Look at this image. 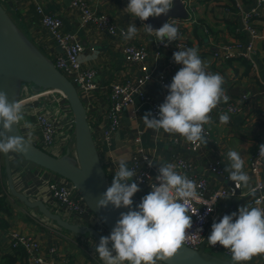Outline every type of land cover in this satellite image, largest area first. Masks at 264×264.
<instances>
[{
	"label": "crops",
	"instance_id": "1",
	"mask_svg": "<svg viewBox=\"0 0 264 264\" xmlns=\"http://www.w3.org/2000/svg\"><path fill=\"white\" fill-rule=\"evenodd\" d=\"M0 1L10 13L14 14L21 30L50 59L60 53V50L53 35L42 27L35 2L40 3L46 13L61 18L63 31L73 34L82 43L84 47L82 57H95L83 61L84 67L97 71L96 82L100 87L94 95L97 99L88 107V116L97 151L110 185L121 160H124L128 168L131 169L132 158L136 152L133 136L137 131L142 138V147L153 157L155 170L158 171V166L165 163L175 164V160L183 159L192 164L194 170L188 172L176 169L177 172L187 175V177L192 174L196 177L204 176L215 188H231L229 174L225 171L229 164L227 154L230 150L237 151L244 160V171L250 177L247 187L241 185V192L247 195L251 193L257 183V177L250 169V160L254 155L257 143L264 136V9H260V16L256 21L260 34L256 43V68L245 75L246 67L243 65L242 58L231 59L225 63L216 59L214 53L227 44L248 42L249 35L244 30L243 16L257 6L258 0H189L191 3L187 9L189 10V19L177 20L184 23L177 26L178 39L185 40L188 48L198 49V54L205 62L207 71L219 73L224 78L223 88L229 97L226 103L222 101L211 113L213 123L205 125L210 136L204 134L208 144H201L198 150L192 149L190 143L178 135H169L163 130L157 133L148 129L142 118L146 113H152L151 107L142 103L137 97L135 106L138 115L134 124L125 119L123 128L114 134L111 141L103 142L100 113L103 112L105 104L109 101L111 85L118 81L134 80L140 75L136 66L125 64L123 47L131 42L154 50L158 42L155 34L149 35L142 29L144 24L139 19L135 20V25L141 30L133 39L125 40L101 32L94 24H85L79 11L72 7L70 0L69 3L65 0ZM87 1L96 11L108 15L119 28L127 30L129 24L134 22L135 18L130 17L124 11L128 0ZM152 67L164 70L160 66L157 67L155 63L152 64ZM181 67L182 65L176 67L173 72L174 76ZM146 92L156 99L160 98V90L156 83L148 85ZM231 103L239 104L242 107V113L229 115V122L221 124L219 116L226 105ZM216 160L223 167L224 176L215 175L209 171V163ZM13 165L14 170L16 167H22L28 174V177L21 182L24 186H21L19 190L33 200L45 202L49 197L46 181L50 178L51 173L37 166L29 165L23 160L13 162ZM3 181L4 177L0 171V182L3 183ZM31 182L33 183L31 184ZM139 187L141 190L133 197L134 207L151 191L149 187ZM243 194L240 199L244 197ZM0 195L4 196L5 194L1 193ZM2 199L3 197L0 196V202L4 207L3 210H0V264H6L5 262L28 264L27 257L23 256L21 251H15L11 247L10 235L13 232H19L38 240L42 255L54 264H102L96 254L84 248L77 235L65 231L54 233L51 230L53 223L41 219L36 213L37 210L28 209L10 195L6 199ZM234 199L235 197L221 203L217 211L216 222L226 214L231 215L233 212H238L241 206H247V203H244L230 212ZM229 260L232 261L231 257ZM247 264H264V254L254 256Z\"/></svg>",
	"mask_w": 264,
	"mask_h": 264
},
{
	"label": "built area",
	"instance_id": "2",
	"mask_svg": "<svg viewBox=\"0 0 264 264\" xmlns=\"http://www.w3.org/2000/svg\"><path fill=\"white\" fill-rule=\"evenodd\" d=\"M70 1L72 7L79 11L85 24H94L101 32L109 36L125 39L122 30L125 32L126 30L114 24L108 15L96 11L87 0ZM35 6L40 16L42 27L53 35L57 47L61 50L51 60L55 67L74 84L88 114V107L97 99L94 95L100 89L96 82L97 71L84 67V63L80 59L84 47L73 34L63 31L64 27L61 18L46 13L40 3L35 2ZM260 9H264V0H258L257 6L243 16L244 30L249 35L248 42H234L224 45L222 49H218L214 53L216 59L226 63V61L231 59L242 58L249 61L253 68L257 67L256 43L260 38V34L256 21L260 16ZM171 22L176 26L184 24L177 20H172ZM186 48H188L187 42L178 38L176 41L168 44L167 47L157 42L154 50L131 42L125 44L123 47L125 64L136 66L140 71V75L134 80L118 81L111 85L109 89V101L105 104L103 112L100 113V128L103 142L111 141L114 134L123 128L125 119L134 124L138 115L135 106L136 97L142 103L150 105L153 117H159V106L164 103L166 96L169 94L166 86L171 84L174 77L173 72L178 66L174 62L173 54ZM153 63L164 70L161 71L156 67H152ZM154 83L157 84L160 90L159 99L146 92L148 85ZM19 102L21 103L25 117V120L21 121L19 127L26 139H28L27 133L30 131L32 133L30 142L50 155L60 158L69 151L70 155L76 157L74 115L67 99L61 93L52 89L35 90L31 85L24 84ZM223 113H226L228 116L238 115L242 113V107L239 104L231 103L226 105L221 114ZM25 121L31 125V128L24 126ZM204 134L210 136V133L206 129ZM133 142L136 145V152L132 158L131 170L136 173L135 182L139 186L151 189V182H155V178L159 174L154 169L153 157L142 147V138L137 131L133 136ZM261 144H264V136L257 143L254 155L250 160V169L257 177V183L250 193L253 196L246 202L249 208L257 206L255 203L257 199L261 201L258 206L264 208V158L259 157V145ZM190 145L194 150H198L201 147V144L198 146ZM18 155L14 153L11 155L14 162L23 160ZM149 160L153 163L152 166H149ZM174 162L175 168L178 170L188 172L194 170L193 165L183 159H177ZM208 169L212 174L225 175L223 167L217 160L209 163ZM13 177L17 188L20 189L21 186H24L21 183L22 180L27 178L28 174L24 168L16 167L13 171ZM188 178L195 181L199 199L188 205V214L191 215L192 227L188 230L183 244L198 250L202 246L210 226L216 222L217 211L221 203L234 198L236 190H241V186L239 188L235 186V189L227 187L215 188L212 187V184L204 176L196 177L192 174ZM46 184L49 197L45 203L51 211L60 214L71 223L92 226L102 235H109L106 227L91 212L72 182L58 174L51 173ZM253 190L255 191L253 192ZM243 196L248 195L243 194ZM208 208H212V211H209ZM51 230L54 233H60L61 231L56 224H52ZM10 236L12 240L11 247L15 250H24L27 255L28 264H54L42 255L40 243L35 238L22 235L19 232H13ZM77 237L84 248L96 254L95 245L99 244L97 239L88 235H77ZM207 248L210 249L211 254L217 257L226 260H229V257H231V252L219 244L214 247L207 244Z\"/></svg>",
	"mask_w": 264,
	"mask_h": 264
},
{
	"label": "clouds",
	"instance_id": "3",
	"mask_svg": "<svg viewBox=\"0 0 264 264\" xmlns=\"http://www.w3.org/2000/svg\"><path fill=\"white\" fill-rule=\"evenodd\" d=\"M174 6V0H128L124 9L135 18L126 32V40L133 39L138 31L135 20L147 21L150 17L167 15ZM169 22L158 30L151 25L142 27L147 34H155L158 43L168 44L178 38V27ZM94 56L80 57L81 61L94 59ZM174 62L182 65L175 74L168 95L159 106V117L146 113L142 118L144 125L157 133L163 130L169 135H178L192 145L208 144L205 138V125L213 123L211 113L229 97L225 94L224 78L219 73L206 70L205 62L198 49L191 47L173 54ZM24 112L19 101H9L7 93L0 91V154L26 153L32 133L25 136L9 135L13 126L24 121ZM221 124L229 122L230 117L220 114ZM26 128L31 125L25 121ZM229 164L225 171L236 188L247 187L250 177L244 171L241 155L230 150L227 154ZM259 157L264 158V144L259 145ZM146 159V158H145ZM152 166L151 160L148 161ZM151 191L134 207L133 197L141 190L135 182L136 173L121 160L114 179L106 192L96 201L98 209L110 205L116 209L126 208L108 236H102L95 245V253L102 264H169L175 258L192 227L188 205L199 199L195 181L176 171L175 165L165 163L158 166ZM255 190H253L254 192ZM256 207L244 205L231 215H224L214 222L208 244H217L231 252L232 264H247L254 256L264 254V208L261 201ZM212 211V208L209 209ZM111 245V247H110Z\"/></svg>",
	"mask_w": 264,
	"mask_h": 264
},
{
	"label": "water",
	"instance_id": "4",
	"mask_svg": "<svg viewBox=\"0 0 264 264\" xmlns=\"http://www.w3.org/2000/svg\"><path fill=\"white\" fill-rule=\"evenodd\" d=\"M65 1L70 2L69 0ZM189 17L184 0H174V6L167 15L150 17L147 21L141 22L151 25L153 30H158L170 20H187ZM24 84L31 85L35 90H55L67 99L75 120L76 157L70 155L68 151L64 156L57 158L31 142H29V150L26 153L17 154L26 163L58 174L72 182L88 208L103 223L110 235L121 213L129 210L126 208L116 209L111 205L107 209L96 207V201L110 185L92 135L87 109L74 84L21 30L0 1V91L7 93L10 102L19 101ZM9 135L24 136L19 125H14L13 132ZM4 163L10 196L28 209L37 210L47 221L56 224L66 232L80 236L88 235L98 241L104 236L92 226L65 220L60 214L51 211L43 200H33L20 191L13 177L11 153L4 154ZM230 184L231 188L235 189V182L231 181ZM242 194L241 190H236L230 212L246 203L253 196L250 194L240 199ZM211 232L212 228L198 250L182 244L178 255L169 264H232V261L217 257L206 250Z\"/></svg>",
	"mask_w": 264,
	"mask_h": 264
},
{
	"label": "trees",
	"instance_id": "5",
	"mask_svg": "<svg viewBox=\"0 0 264 264\" xmlns=\"http://www.w3.org/2000/svg\"><path fill=\"white\" fill-rule=\"evenodd\" d=\"M2 3V2H1ZM3 4V3H2ZM4 5V4H3ZM5 7V6H4ZM6 8V7H5ZM7 9V8H6ZM10 13V12H9ZM10 15H11V17L13 18V20L15 21V23L17 24L18 22H17V20H16V18H15V16H14V14H12V13H10ZM18 25V24H17ZM19 26V25H18ZM243 65L246 67V72H245V75H248L249 74V72L253 69V67H252V65L249 63V61H246V60H243ZM264 124V123H263ZM23 159V158H22ZM23 161H24V159H23ZM13 162H14V160L12 159V168H13V170H14V165H13ZM27 164H29V163H27ZM29 165H32V164H29ZM0 169H1V166H0ZM1 171H2V174H3V177L5 178V180L7 179V175H6V171H5V165H4V167H3V169H1ZM2 185V183L0 182V186ZM2 187V186H1ZM4 189H5V191L4 192H2V190H0L1 192H0V194L1 193H4L5 195L4 196H2V195H0L1 197H3V199L2 200H4V199H6L7 198V196L8 195H10V193H9V190H8V182L6 183V181H5V183H4ZM4 209V207L2 206V204H1V202H0V210H3ZM7 210H9V209H7ZM1 217V216H0ZM15 250V249H14ZM15 251H17V250H15ZM19 251H21L22 252V254H23V256H27L26 255V253H25V251L23 250H19ZM6 264H9V263H7V262H5Z\"/></svg>",
	"mask_w": 264,
	"mask_h": 264
},
{
	"label": "rangeland",
	"instance_id": "6",
	"mask_svg": "<svg viewBox=\"0 0 264 264\" xmlns=\"http://www.w3.org/2000/svg\"><path fill=\"white\" fill-rule=\"evenodd\" d=\"M184 2H185V4H186V7H187V9H189V6L191 5V3L189 2V0H184ZM189 11V10H188ZM13 153H11V155H12ZM14 154H16V155H18L17 153H14ZM19 156V155H18ZM0 166H1V169H3V167H4V154H0ZM1 169H0V171H1ZM5 178H4V181H3V183H2V187L0 186V190H2V192H4L5 191V189H4V183H5ZM33 182H31V184H32ZM1 192V191H0ZM20 205V204H19ZM23 205V204H22ZM21 205V206H22ZM24 207V206H23ZM25 209L27 210V211H29L26 207H25ZM31 210V209H30ZM33 211H35V210H33ZM37 213V215H39L40 216V218L41 219H44L45 221H47L39 212H36ZM52 224V223H51ZM54 224V223H53ZM61 231H64V230H62V229H60ZM66 232V231H65ZM66 233H69V232H66ZM208 252H211L210 251V249L209 248H207L206 249Z\"/></svg>",
	"mask_w": 264,
	"mask_h": 264
}]
</instances>
